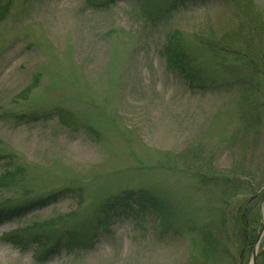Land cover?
Returning <instances> with one entry per match:
<instances>
[{
  "label": "rangeland",
  "instance_id": "rangeland-1",
  "mask_svg": "<svg viewBox=\"0 0 264 264\" xmlns=\"http://www.w3.org/2000/svg\"><path fill=\"white\" fill-rule=\"evenodd\" d=\"M87 1L0 0V176L14 173L9 187H0V205L58 194L46 208L0 224V264H188L190 240L163 233L154 216H112L106 229L88 230L97 235L93 248L63 250L44 263L34 257L36 245L22 251L2 240L36 223L48 222L46 231L77 225L74 212L93 220L101 203L126 190L159 194L178 223L190 217L201 224L216 194L197 184L181 153L202 145L207 155L221 156L216 170L234 164L230 145L245 127L241 94L192 93L162 55L171 30L192 39L235 28L225 0L161 8L168 15L158 13L154 25L141 18L137 1L118 0L108 9ZM252 1L264 11V0ZM234 58L227 56V64H249ZM253 110L250 125L263 120L258 149L249 154L264 170V110L262 116ZM247 204L260 217V231L264 203ZM242 264H250V253Z\"/></svg>",
  "mask_w": 264,
  "mask_h": 264
},
{
  "label": "trees",
  "instance_id": "trees-1",
  "mask_svg": "<svg viewBox=\"0 0 264 264\" xmlns=\"http://www.w3.org/2000/svg\"><path fill=\"white\" fill-rule=\"evenodd\" d=\"M98 1L87 2L89 5L108 9L111 3L118 0H105L101 4ZM123 1H137L141 18L147 16L152 25L160 21L159 14L164 13L161 8L173 11L187 2V0ZM161 1L165 3L161 5ZM167 1L171 4L169 5ZM225 2L237 20L235 28L223 30L218 34L220 37L216 34L205 37L197 33L192 34V39L185 38L179 30H171L165 36L166 42L162 51L167 69L179 77L192 93L241 94L240 120L245 127L242 130L243 135H234L235 144L230 145L234 160L232 168L230 167L228 171L216 170L215 161L221 156L215 158L207 155L202 145H192L186 152L181 153L185 162L191 165L197 184L216 194V203L215 207L211 208L210 219L200 224L190 217H182L178 223L177 213L163 196L154 195L145 189L126 190L101 203L95 209L96 217L93 220L88 218L89 215L80 219L79 213L74 212L72 218L74 221H80L77 225L70 226L65 223L59 229H52L51 226V231H46L48 222L36 223L4 235L2 238L4 242L22 251L36 245L34 257L37 262L44 263L63 250L72 253L93 248L97 235H91L88 230L106 229L107 220L112 216L130 215L135 218L154 216L159 221L163 233L172 232L190 240L192 256L188 264H242L249 253L251 258L259 232L260 224H257V221L260 217L254 215V209L249 207L247 202L263 203L264 186V170L260 164L255 163L253 154H249L252 149H258L255 144L261 134L263 120L264 103L260 100L261 98L264 100V11L252 0ZM1 13L0 9V15ZM225 56H233L236 60H241L242 57L249 64H237L232 67L227 64ZM216 73L217 75L221 73L222 80L216 79ZM30 91L31 88L28 89V92ZM250 109H254L258 116L261 113L262 116L253 126L247 121ZM60 121L66 124L64 117L63 119L60 117ZM248 129H251L253 134H250ZM13 176L14 173L11 172L0 176V187L8 188L10 184L7 183ZM258 190L261 194H257ZM247 195L251 197L248 198ZM57 196L58 194L54 193L14 207L0 205V224L42 210L56 202ZM82 223L87 233L82 229L83 232L80 231L79 224ZM259 256L260 264H264V255L261 253Z\"/></svg>",
  "mask_w": 264,
  "mask_h": 264
},
{
  "label": "water",
  "instance_id": "water-1",
  "mask_svg": "<svg viewBox=\"0 0 264 264\" xmlns=\"http://www.w3.org/2000/svg\"><path fill=\"white\" fill-rule=\"evenodd\" d=\"M262 201L264 203V189H263V193H262ZM263 237H264V221H263L262 228H261V230L257 236V240H256V243H255L254 248H253V252L251 255V259H250V264H257V258L259 255V248H260V244H261Z\"/></svg>",
  "mask_w": 264,
  "mask_h": 264
}]
</instances>
